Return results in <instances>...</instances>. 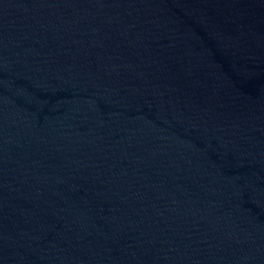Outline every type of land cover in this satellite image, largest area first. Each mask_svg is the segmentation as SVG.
Masks as SVG:
<instances>
[{
	"label": "water",
	"instance_id": "water-1",
	"mask_svg": "<svg viewBox=\"0 0 264 264\" xmlns=\"http://www.w3.org/2000/svg\"><path fill=\"white\" fill-rule=\"evenodd\" d=\"M0 264H264V0H0Z\"/></svg>",
	"mask_w": 264,
	"mask_h": 264
}]
</instances>
